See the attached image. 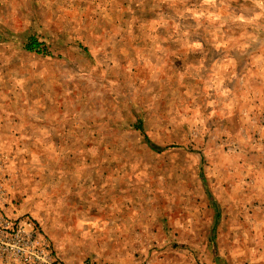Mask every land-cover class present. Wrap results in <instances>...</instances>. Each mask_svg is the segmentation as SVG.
<instances>
[{"label": "rangeland", "instance_id": "374dc122", "mask_svg": "<svg viewBox=\"0 0 264 264\" xmlns=\"http://www.w3.org/2000/svg\"><path fill=\"white\" fill-rule=\"evenodd\" d=\"M0 82L1 217L56 241L66 210L92 216L73 187L60 200L34 179L50 168L57 184L67 153L98 140L144 225L76 264H264V0H0ZM42 113L67 144L44 143Z\"/></svg>", "mask_w": 264, "mask_h": 264}, {"label": "crops", "instance_id": "0c3cea01", "mask_svg": "<svg viewBox=\"0 0 264 264\" xmlns=\"http://www.w3.org/2000/svg\"><path fill=\"white\" fill-rule=\"evenodd\" d=\"M15 48L20 49L19 46H15ZM33 51L37 52L34 49ZM14 64L17 65V62H14ZM16 68L18 69V66ZM63 77H65V75H63ZM0 86H2V82H0ZM27 95L34 96V93L32 91ZM24 102L25 100L22 98L21 103ZM30 102L31 100L29 101L28 99L26 104L32 106ZM29 115L33 117L34 113L29 112ZM40 116L43 119H32L29 122H38L40 125L42 124L40 127L46 132L45 135L48 136V138H43L44 143L67 144V135L65 136L67 126L65 122L56 120V118L52 120L46 119L45 117L49 115L45 113H42ZM90 139L94 138L91 137ZM71 141H74V143H81V139L76 137L72 138ZM84 143V147L75 152L68 154L66 151H63L57 156V159L60 160V158L67 153L65 156L67 157L66 160L76 165L75 168H71L72 166L69 164L66 171L60 172L57 184L52 180L49 181L50 184L48 183L49 177L54 178L52 175H48V172H50L48 169L50 168L46 169L43 167L41 170L38 169L35 172V176L38 175V177L34 179V181L36 180V183L41 186L36 189V191L52 192L57 189L59 191L61 190L60 200L67 199V195L71 192V190L67 189L73 187V191L75 192L74 205L77 207L74 208V210L78 209L79 204L85 209L91 208L90 211H92V216L78 217L74 215L72 219H68L70 217L69 212L71 211L67 212L66 210V214L64 215L66 218L63 222L67 225L63 227L64 229L56 226L53 229L49 227L47 230L48 233L53 234L51 236L55 237L57 242L52 240L48 234L45 233V235L40 229L42 236L49 239L55 254L67 264L68 262H74L76 264L77 260H71L70 258L81 257L87 254L112 257L115 254L113 252L114 247H125L124 242L133 239V234L138 228H134V232L132 233V231H130L131 226L138 227L144 225V221L138 217L140 216V208L130 206L129 203L127 204L124 200L125 196H127L124 194L128 192L126 186L130 183V178L124 174L115 177L114 171L110 170L108 166L107 170L100 168L99 161L102 160V156L104 157V155L103 153H97L95 145L96 143L98 144V140L97 142L90 140ZM142 143L147 145L144 139H142ZM88 145L90 146L88 147ZM49 157L53 159L54 156L50 155ZM53 167L55 166L53 165ZM40 173L43 177L39 175ZM34 181L30 182V189L32 186H35ZM88 193L89 196H87ZM27 205L32 211L37 209V213L43 212V217L46 219L49 213L46 211L50 207L44 206V203L40 204L38 197L35 196L32 197V199L28 197ZM69 206L70 205H66V207ZM94 212H96V215ZM51 218L54 219V217ZM73 222L76 225L74 228H71L70 226ZM116 242H120V244ZM127 263H129V260L125 259L119 262V264Z\"/></svg>", "mask_w": 264, "mask_h": 264}, {"label": "built area", "instance_id": "2783aa9c", "mask_svg": "<svg viewBox=\"0 0 264 264\" xmlns=\"http://www.w3.org/2000/svg\"><path fill=\"white\" fill-rule=\"evenodd\" d=\"M0 264H66L40 236L35 222L19 216L6 220L0 216ZM147 264V263H146Z\"/></svg>", "mask_w": 264, "mask_h": 264}, {"label": "trees", "instance_id": "16d2710c", "mask_svg": "<svg viewBox=\"0 0 264 264\" xmlns=\"http://www.w3.org/2000/svg\"><path fill=\"white\" fill-rule=\"evenodd\" d=\"M37 46H39V43L34 38H31L30 43L26 45V48L28 50H33L36 49Z\"/></svg>", "mask_w": 264, "mask_h": 264}]
</instances>
